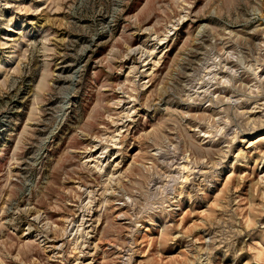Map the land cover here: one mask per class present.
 Here are the masks:
<instances>
[{
  "label": "rangeland",
  "instance_id": "374dc122",
  "mask_svg": "<svg viewBox=\"0 0 264 264\" xmlns=\"http://www.w3.org/2000/svg\"><path fill=\"white\" fill-rule=\"evenodd\" d=\"M0 264H264V0H0Z\"/></svg>",
  "mask_w": 264,
  "mask_h": 264
},
{
  "label": "bare ground",
  "instance_id": "6f19581e",
  "mask_svg": "<svg viewBox=\"0 0 264 264\" xmlns=\"http://www.w3.org/2000/svg\"><path fill=\"white\" fill-rule=\"evenodd\" d=\"M105 136V135H104Z\"/></svg>",
  "mask_w": 264,
  "mask_h": 264
}]
</instances>
